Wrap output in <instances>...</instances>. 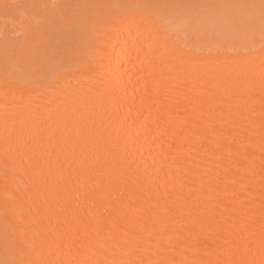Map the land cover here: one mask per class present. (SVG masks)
Masks as SVG:
<instances>
[{
    "label": "bare ground",
    "instance_id": "1",
    "mask_svg": "<svg viewBox=\"0 0 264 264\" xmlns=\"http://www.w3.org/2000/svg\"><path fill=\"white\" fill-rule=\"evenodd\" d=\"M74 1L75 3L64 0H0V19L5 15L16 14L12 11L6 12L3 8L5 4L15 5L17 2H23L21 4L38 6L29 12L26 19L20 17L16 23L15 20L12 21L13 31L20 42L19 56L8 62L0 59V262L20 259L16 241L23 239L16 230L6 224V221L17 215L18 210L13 207L17 186L13 183L5 185V170L8 169L12 175L16 166V154L5 153V111L15 112L21 106L27 105L33 111L46 114L47 100L72 93L89 102L97 111L107 112L104 128L101 129L105 136L103 147L97 149L90 145L87 149L88 158L83 163H73L79 157H73L72 149L65 146V150L59 152L62 167L55 163L56 155L52 156L53 174L39 193V203L45 209H50L48 215L51 217L52 226L57 224L58 217L60 221L64 220V215L59 212L55 203L57 200L60 201V207H70L74 217L86 223L96 224L106 219L113 214L114 208L121 205L124 206L120 212L121 222L127 216L129 221L139 223L137 215L143 222H150L153 213L158 212V206L164 200L172 198V176L177 174L173 157L177 154L191 157L194 166L192 171L195 175L186 177L184 188L183 198L189 201H194L200 194L201 183L205 185L204 191H207L209 184L215 187L217 179L222 187L224 186L223 173L230 159L236 160L230 170L234 175H238L239 167L248 165L247 158L237 160L234 155L230 156L236 145L231 144L229 139L221 140L218 136L206 132L207 114L202 119L199 113L193 115L190 108L185 112L184 105H181L177 113L166 85L171 78L178 75L177 69L220 76L233 70L238 63L249 62L251 65H258L261 55L264 54V42L259 36L258 8L255 11L254 39L249 37L242 25H234L226 19V24L222 26L214 20V24H211L214 25L215 32H219L214 35L219 38L198 45L187 40L190 29L186 25L180 27L171 24L168 13L156 12L151 22L145 23L139 31L128 22H121L119 15L113 20L115 28L106 29L103 25L91 22L92 17L98 18L108 12H127L129 17L136 16L137 20H141L143 16L137 15L134 8L125 9L121 6L146 5L149 0L98 1L97 5L103 8H98L101 10L97 16L89 12L92 3H87L90 6L81 11L78 0ZM260 3L261 0H209L208 5L258 6ZM52 5L62 7L52 9ZM232 14L244 15L245 10L226 12V15ZM64 27L70 28L73 34L68 41L65 38L62 40L61 37L57 39L55 36L57 31L56 35H61ZM180 28L184 30L182 34L178 32ZM4 31L3 29L0 32L1 35ZM60 39L64 46H61L63 44ZM149 44L159 45L164 53L151 64L150 73L146 68L154 58L148 51ZM32 48H36L40 54L38 61L31 59L29 50ZM113 89L123 98L121 101L112 97ZM260 119L257 95L256 112L252 116L250 127L244 133L255 143L254 150L249 152L255 172V187L249 196L255 225L251 237V251L242 252L235 257L255 261V264L264 262L259 246L262 155ZM189 126L191 131L188 132L187 141L178 139L177 136H183ZM217 144L220 145L219 148L216 147ZM79 151L77 148L76 152ZM129 178L137 183L143 181L141 189L146 197H150L152 206L147 216L143 214L142 202L135 199L136 189L129 182ZM227 187L230 195L233 186L228 184ZM5 202L8 204L7 212ZM28 204H31V200L26 202L23 209L26 218ZM188 219L187 210L182 214L178 210L175 223H183ZM156 220L159 222V215ZM193 220L197 225L205 226V234L201 239L208 255L204 252L199 255L195 252H169L163 258L216 259L217 245L230 246L231 228L226 219L221 220L219 210L207 215L201 213L199 217L193 216ZM220 222L224 224V231L217 234L215 228ZM198 231L197 228L193 234L196 235ZM45 256L49 259L56 258L48 253H45ZM106 258H112L111 254ZM222 258L230 259L232 256L225 253Z\"/></svg>",
    "mask_w": 264,
    "mask_h": 264
},
{
    "label": "snow or ice",
    "instance_id": "2",
    "mask_svg": "<svg viewBox=\"0 0 264 264\" xmlns=\"http://www.w3.org/2000/svg\"><path fill=\"white\" fill-rule=\"evenodd\" d=\"M38 6L26 4H5V11H12L17 18H27L31 10ZM48 7V6H45ZM60 5H52V9L61 8ZM122 8H134L137 15L143 19L137 20L136 16L129 17L127 12H108L100 17H92L93 24L103 25L106 29L115 28L113 20L121 16V22H128L141 30L145 23H150L156 14L158 6L137 5L121 6ZM196 10L189 13V18L194 23H200L206 19H213L217 23L229 20L234 25H242L246 28L250 38H255V11L259 9V36L264 42V0L257 6L255 4H209L178 6ZM229 10H245L244 15H226ZM55 19V17H53ZM107 43V42H106ZM31 59L38 61L40 54L36 48L29 50ZM148 51L153 56V61L146 68L151 70V64L160 59L162 53L159 45L149 44ZM101 54L103 49H100ZM264 53V45H262ZM160 54V55H158ZM178 75L171 78L166 85L174 101V107L179 113L181 105L185 112L190 108L193 115L199 113L203 119L207 114L206 132L219 139H229L236 145L230 153L235 158H247V167H239L238 175L231 173V167L236 160L230 159L224 170L223 187L217 179L215 187L201 183L200 194L194 201L183 198L186 186V177L194 176L191 157L177 154L173 157L176 162L177 174L172 176V198L164 200L158 206V212L153 213L150 222L145 223L137 215L139 223L131 222L124 217L121 222L120 212L123 205L114 208L113 214L96 224L86 223L77 217L69 209L60 207V201H55L59 212L64 215V220L57 218V224L52 226L50 209H45L39 203V193L42 186L53 174V154L57 159L55 163L62 167L59 160V152L65 150V146L72 149V156L79 159L73 163H83L87 158L88 147L97 149L103 147L105 136L101 129L104 128L106 111H97L89 102L72 93L62 97L52 98L45 102L46 114L33 111L27 105H23L15 112L5 111L3 115V138L6 155L10 152L16 154V166L14 173L9 174L5 170V185L13 183L17 186V197L13 204L17 215L8 226L16 230L23 239L16 241V250L20 255L17 260H5L0 264H255V261L235 258L242 252L251 251V237L253 235L255 216L252 212L249 196L254 185V162L249 157L250 150H254L255 143L244 135L252 123V116L256 112V97H259L260 109V149H261V180H260V252L264 256V54L261 55L258 65L249 62L238 63L231 71H226L220 76H208L202 73L187 72L177 69ZM117 101L123 98L117 95L115 89L111 92ZM219 130V131H217ZM188 131L178 139L187 141ZM239 137V138H238ZM220 147L219 144L216 145ZM80 149L79 153L76 149ZM243 149V151H241ZM59 150V151H58ZM67 155V153H66ZM216 174H214L215 176ZM129 182L136 189L135 199L141 201L144 215L151 210V199L146 197L141 189L143 181L139 183L129 178ZM233 186V191L228 194L227 185ZM22 186V187H21ZM59 185H57V188ZM179 188V191L177 189ZM242 189V190H241ZM167 195V192H166ZM27 205V218L23 211ZM8 204L5 202L7 212ZM131 208L132 205L130 204ZM178 210L182 214L188 212L189 219L183 223H175ZM219 210L221 220L226 219L231 228L230 246L217 245L216 259H183L169 260L163 258L169 252L192 253L199 255L204 252L208 255L207 248L201 239L205 234V226L197 225L193 216L199 217ZM139 212V210H136ZM226 214V216H225ZM160 220L157 222L156 216ZM75 220V223H73ZM47 222V224L45 223ZM199 231L194 235L196 229ZM224 231V224L217 223L215 232ZM30 237V238H29ZM45 253L55 255V259H49ZM230 253L232 258L224 259L222 256ZM111 254L112 258H106ZM32 257V258H26ZM122 257V258H121ZM264 264V262H262Z\"/></svg>",
    "mask_w": 264,
    "mask_h": 264
},
{
    "label": "rangeland",
    "instance_id": "3",
    "mask_svg": "<svg viewBox=\"0 0 264 264\" xmlns=\"http://www.w3.org/2000/svg\"><path fill=\"white\" fill-rule=\"evenodd\" d=\"M64 1H70L71 3H75L74 0H64ZM98 1L102 2V0H89L87 2H86V0H78V2L80 3V10L82 11L86 7L88 8L90 6V4L87 5V3H92L93 5H97ZM127 1H133L134 2L136 0H127ZM141 1H143V0H141ZM152 1H154V2H152ZM208 2H209V0H201V1H197V0H149V3L146 5L158 6L156 8V12H158L160 14L168 13L170 16L169 17L170 20H172L171 24H173V25L176 24V26H180V27L183 25H186L187 28L190 29L188 31V32H190V34H189V37L187 38V40H189V42H196L198 45H204V44L210 43L212 41V39L216 37L215 35H216V32H218V31L216 30V32H215L214 25H213L214 20L213 19H206V20L197 24V23H194L189 18V13L194 12L196 10H191V9L181 8V7H178L177 10H175V9L177 8L178 5H180V6L181 5L182 6L203 5V4L208 5ZM21 3H23V2H17V4H21ZM144 3H145V1H144ZM92 6L89 7V12L91 14L94 13L93 16H95V15L97 16L98 11L101 10L98 8H103V6L97 5L95 8H93ZM6 16H8V17L10 16V17L7 18ZM2 18L3 19H0V28H1L0 32L3 29L5 31L2 35L0 33V59L8 62L9 60H14L13 58H17L19 56L18 50H19L20 42H19L18 36H16L17 35L16 32L13 31L14 30V27H13L14 23H12L13 20H15V23H16V21L18 19H17V14L5 15ZM56 18H57V16H56ZM52 23L56 24V22L55 23L52 22ZM211 23H213V24H211ZM225 24H226V20H225V22L221 23L222 26ZM210 27H212L213 29ZM64 28L65 29L61 30V35H56V34H58V31H57L55 36L58 37L57 39H59L61 37V39L65 38V40L68 41L69 39H71L73 34H72V31L70 30V28H68V27H64ZM182 31L184 32L183 28H180L178 30V32H180L181 34H182ZM225 32H226V30L223 31V33H225ZM220 34H222V33H220ZM217 38H219V37H217ZM217 38H215V39H217ZM62 40L60 41V43H62ZM61 46H64V44Z\"/></svg>",
    "mask_w": 264,
    "mask_h": 264
}]
</instances>
